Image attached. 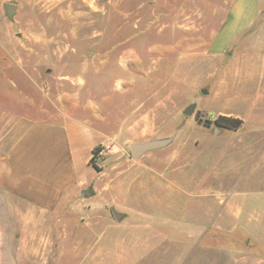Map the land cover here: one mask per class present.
<instances>
[{
  "label": "crops",
  "instance_id": "obj_1",
  "mask_svg": "<svg viewBox=\"0 0 264 264\" xmlns=\"http://www.w3.org/2000/svg\"><path fill=\"white\" fill-rule=\"evenodd\" d=\"M180 12L178 16L187 15ZM212 16L221 19L207 37L202 32L200 44L182 37L177 28L173 47L200 65L197 72L209 89L217 81L223 106L232 101L240 105L217 113L196 108L213 121L209 126L193 122L229 140L228 152L181 153L186 120L169 138L168 145L176 147L164 159L170 169L130 174V168L143 167L146 160L163 161L156 150L135 159L111 145L130 144L133 133L150 135L131 131L157 129L162 116L131 107L123 84L99 93L94 83L114 80L113 74L97 79L96 72H81L82 63H74L72 73L47 74L45 90L27 74L19 78L14 72L13 81L8 79L12 89L5 100L13 103V111L0 110V191L13 210V223L6 221L13 225V264L39 255L42 246L47 248L44 256L54 240L73 241L79 256L81 242L88 241L91 248L100 232L113 227L117 209L123 215L124 248L145 250L147 241L155 242L148 226L156 217L169 225V240L183 239V222L188 224L187 238L203 245L196 255L209 256L211 242L228 254L239 245L248 247L250 256L264 252V0H229ZM122 71L121 80H130L129 68ZM219 116L240 119L242 125L237 130L219 127L214 123ZM154 140L159 139L134 144ZM98 146L109 150L95 165Z\"/></svg>",
  "mask_w": 264,
  "mask_h": 264
},
{
  "label": "rangeland",
  "instance_id": "obj_2",
  "mask_svg": "<svg viewBox=\"0 0 264 264\" xmlns=\"http://www.w3.org/2000/svg\"><path fill=\"white\" fill-rule=\"evenodd\" d=\"M227 1L0 0V110L13 111V103L6 101L5 95L12 89L8 79L13 81L14 72L19 78H25L27 74L39 80L40 88L45 90L47 74L72 73L74 63H82L81 72H96L97 79L114 75V80L94 83L99 93L113 87L121 89L123 84L124 89H129L131 107H140L151 115L161 112L160 127L131 131H138L137 134L144 131L150 135L138 138L133 133L130 144H112L115 151L131 156L129 147L135 141L169 139L187 120L180 130L181 139L186 142L180 148L181 153L209 155L228 152L229 140L194 123L199 122V118L202 124L205 120L211 124L213 121L196 108L217 113L223 107L237 110L240 105L232 101L223 106L217 81L211 82L209 89L202 82V74L197 72L200 65L193 58L188 62L184 59L186 55L181 56L173 47L177 28L183 31L182 37L194 38V44H200L202 32L207 37L206 32L215 28L221 19L212 16L214 10L223 11ZM5 4L17 6L11 18L5 13ZM181 9L187 15L178 16ZM128 59L129 65L125 64ZM120 66L129 68L130 80H121L123 71ZM203 90L208 94H203ZM190 106L195 110L191 116H186L184 111ZM173 147L168 145L154 151L163 163L146 160L143 167L130 168V174H147L150 168L170 169L169 162L164 159L175 151V145ZM132 184L129 182L131 187ZM10 205L0 191V264H13V225L6 224L10 219L9 222L13 223ZM117 210L115 212L121 214V209ZM114 221L112 228L99 233L98 243L95 241L91 248L88 241L81 242L79 256L73 252V241L54 240L49 242L50 251L44 256L41 254L47 248L42 246L39 255L17 258L16 264H264L262 250H256L257 256H250L249 248L242 245L234 248L235 253L228 254L218 251L217 244L211 242L209 256L196 255L193 252L203 245L187 238L188 224L183 222L184 233L180 236L183 239L169 240V225L156 217L148 226V233L153 232L149 236L155 242L147 241L145 250L143 247L124 248L121 220ZM150 244L154 248L152 251L148 247Z\"/></svg>",
  "mask_w": 264,
  "mask_h": 264
},
{
  "label": "water",
  "instance_id": "obj_3",
  "mask_svg": "<svg viewBox=\"0 0 264 264\" xmlns=\"http://www.w3.org/2000/svg\"><path fill=\"white\" fill-rule=\"evenodd\" d=\"M5 13L8 18H11L16 11L17 6L14 4H5ZM205 94V91H202ZM193 112V107H189L184 111L186 116H190ZM171 142V139L154 140L143 144H133L130 146V152L133 158L137 159L144 153L152 150H157L166 147ZM113 217L116 221H120L123 217L122 214L113 212Z\"/></svg>",
  "mask_w": 264,
  "mask_h": 264
},
{
  "label": "trees",
  "instance_id": "obj_4",
  "mask_svg": "<svg viewBox=\"0 0 264 264\" xmlns=\"http://www.w3.org/2000/svg\"><path fill=\"white\" fill-rule=\"evenodd\" d=\"M198 121L201 123V119L199 118ZM214 123L222 128L229 129V130H237L242 125V120L240 119H234V118H228L219 116L214 120ZM211 124V121L205 120L204 125L209 126Z\"/></svg>",
  "mask_w": 264,
  "mask_h": 264
},
{
  "label": "built area",
  "instance_id": "obj_5",
  "mask_svg": "<svg viewBox=\"0 0 264 264\" xmlns=\"http://www.w3.org/2000/svg\"><path fill=\"white\" fill-rule=\"evenodd\" d=\"M109 150L108 146H98L94 151H93V156H92V162L97 165L99 164L104 158Z\"/></svg>",
  "mask_w": 264,
  "mask_h": 264
}]
</instances>
